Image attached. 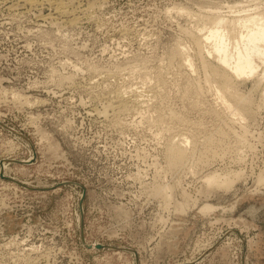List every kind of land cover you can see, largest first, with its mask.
Wrapping results in <instances>:
<instances>
[{
	"label": "rangeland",
	"instance_id": "rangeland-1",
	"mask_svg": "<svg viewBox=\"0 0 264 264\" xmlns=\"http://www.w3.org/2000/svg\"><path fill=\"white\" fill-rule=\"evenodd\" d=\"M43 1L0 0V264H264V79L236 113L194 41L264 0Z\"/></svg>",
	"mask_w": 264,
	"mask_h": 264
},
{
	"label": "bare ground",
	"instance_id": "bare-ground-1",
	"mask_svg": "<svg viewBox=\"0 0 264 264\" xmlns=\"http://www.w3.org/2000/svg\"><path fill=\"white\" fill-rule=\"evenodd\" d=\"M26 1L33 3L36 0H26ZM44 1L47 3H54L60 11L62 10L61 9L62 4L58 2L59 0L58 1L44 0ZM209 20L211 24L199 29V31L204 29L205 32L203 30L204 32L203 34H199L200 32L197 34L196 31L195 33L197 35H195V39L194 38L193 39L194 41L197 42V45L199 46L198 51L199 50L203 51L204 49L205 51L207 50L206 52L205 51L204 52L205 53L208 52L207 54L211 56L213 55V57L217 60L216 62L218 63L212 64L209 62L210 60H206L205 58L207 56L205 57V53H204V58L201 52L200 53L198 52V54H200V56L202 55L201 57L203 60L205 59L203 63L205 68L209 71L208 78L216 81V83L213 85V88H215L216 90L215 89L213 90L217 92L219 96L218 98H221L223 103L226 104L229 108L233 106L234 108L233 110L236 113L242 114V112L239 109L240 105L241 108L247 109L250 107L251 103L246 96H242L241 93L238 91L236 78L237 79L247 78L250 75H257L256 77H258V82L264 79V9H258L256 11H249V10L247 11L246 9V12L234 15L232 17H225V15H221L220 13H217L211 16ZM194 34L192 35V37L194 36ZM180 46L176 48L175 53L173 55L176 56V54L179 55L183 54L184 58L182 57V55L180 56V58L182 57V59H184L183 61L186 62L185 64L187 65L189 64V66L191 67L193 63V60L191 61L192 56L191 57L189 56L190 54L187 53L188 51L185 49L184 46L182 47ZM122 98L123 97L121 96V99L119 100H121L122 102L124 100L126 101V99L122 100ZM230 99L235 101L236 106L233 103L231 104ZM263 99H264V94H263ZM121 101L118 104H120ZM116 107L118 106L116 105ZM186 142H187V138L184 139L182 138L178 142L170 144L168 153H169L170 161L173 165L178 164L182 159V157L186 155L188 151ZM207 180L226 181V182L229 181L227 179L223 180V178H220L217 175H210L207 177ZM260 180L264 181V174L260 176Z\"/></svg>",
	"mask_w": 264,
	"mask_h": 264
},
{
	"label": "water",
	"instance_id": "water-1",
	"mask_svg": "<svg viewBox=\"0 0 264 264\" xmlns=\"http://www.w3.org/2000/svg\"><path fill=\"white\" fill-rule=\"evenodd\" d=\"M98 246H102L101 244H97Z\"/></svg>",
	"mask_w": 264,
	"mask_h": 264
}]
</instances>
